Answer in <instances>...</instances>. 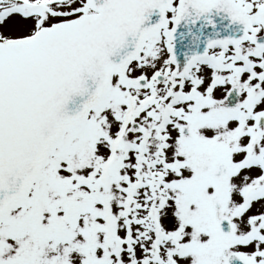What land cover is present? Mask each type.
Returning <instances> with one entry per match:
<instances>
[{"label":"snow or ice","instance_id":"1","mask_svg":"<svg viewBox=\"0 0 264 264\" xmlns=\"http://www.w3.org/2000/svg\"><path fill=\"white\" fill-rule=\"evenodd\" d=\"M0 264H264V0H0Z\"/></svg>","mask_w":264,"mask_h":264}]
</instances>
